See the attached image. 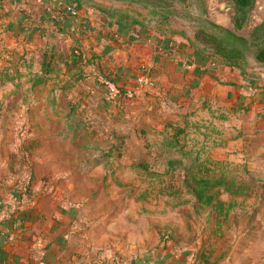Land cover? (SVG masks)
Instances as JSON below:
<instances>
[{
	"label": "crops",
	"instance_id": "crops-1",
	"mask_svg": "<svg viewBox=\"0 0 264 264\" xmlns=\"http://www.w3.org/2000/svg\"><path fill=\"white\" fill-rule=\"evenodd\" d=\"M262 6L256 2L247 23L236 30L231 16L227 20L220 13L221 25L249 37L252 28L264 19ZM60 8L54 0H0V69L9 73L7 80L27 78L32 86L35 76H44V83L33 87L56 81L48 92L53 96V92L65 91L61 88L63 81L59 83L63 74L69 78L76 73L77 80L85 83V89L80 92L70 87L66 95L95 101V92L90 90L99 73L105 71L104 62L109 60L114 66L109 68L114 80L131 85L136 96L140 95V99L129 102L136 118L132 124H125L123 132L128 139L122 135L121 146L142 143L144 139L151 145H166L171 149L181 145L186 148L193 143L195 154H207L210 146L218 149L226 143H237L236 147L226 149L243 153L244 160L263 162L259 170H264V63L228 65L213 54L197 50L179 34L144 32L143 28L120 31L115 22L93 7H81L75 20L59 13ZM82 23L89 28L87 31ZM58 29L73 30V38L58 34ZM58 39H63L64 44H57ZM73 46L83 58L75 64ZM43 52L53 54L54 64L61 66L62 72L55 70L51 79L43 71H27L30 63L43 62ZM94 60L97 65L92 64ZM140 64L149 66L151 76L144 92L141 91L144 83L138 82ZM77 66L84 67V72L80 74ZM70 108L69 104L68 111ZM141 120L145 122L140 125ZM67 125L64 122V128L68 129ZM71 128L78 127L73 124ZM70 132L69 145L75 148V162L79 166L75 174L68 175L66 184L55 180L50 187L43 185L42 177L54 172H43L42 163L54 157L51 151L45 154L43 148L39 149L42 141L35 136L24 142L30 143L32 152L9 150L2 156L0 176L4 172L8 176L9 161L19 157L32 159L36 180L31 189L19 185L15 191L20 193L0 195V264L196 263L193 250L173 244L171 222H160L165 214L161 212H170L176 202H162V210L156 213L151 201L136 200L132 195L121 199L118 168L108 165L115 161L114 155L108 158L104 156L106 150L101 152L93 144H79L76 131ZM49 141L57 143L58 139ZM165 153L160 149L156 158L163 159ZM138 155L140 152L132 158ZM166 172H170L169 167ZM197 205L193 200L191 207ZM158 223L172 227L167 238L157 234V229L162 228Z\"/></svg>",
	"mask_w": 264,
	"mask_h": 264
},
{
	"label": "rangeland",
	"instance_id": "rangeland-1",
	"mask_svg": "<svg viewBox=\"0 0 264 264\" xmlns=\"http://www.w3.org/2000/svg\"><path fill=\"white\" fill-rule=\"evenodd\" d=\"M154 1L156 0H82V3L97 5L109 11H126L149 30L168 35L179 34L195 46L198 42L194 36L195 31L199 27H204L203 22L200 21L203 14L220 26H222V20L219 19L220 13H224L227 20L229 15L231 20L234 15V5L228 0H165L167 7L157 14L150 11ZM256 2L264 6V0H255L253 7ZM257 8H259L258 5ZM247 21L248 19L242 26ZM139 23L134 25V28H139ZM204 29L216 31L210 26ZM80 38L79 33L78 39ZM58 40L60 42L57 44H64L63 39ZM43 53L45 55L43 62L30 63L27 71L34 73L43 71L51 79L55 70L62 72L61 66L54 64L53 54ZM109 55L112 58V53ZM247 63H253L252 49L247 55ZM92 64L97 65L95 60ZM104 64L103 75L110 76L113 72L109 68H114V66L109 63V60H106ZM143 65L146 64L139 66L143 67ZM77 67L80 74L84 72V67ZM100 68L102 69L103 66ZM20 72L22 73L21 70ZM0 74L2 79L5 75L9 76V73L2 69H0ZM72 76L76 77V73ZM72 76L68 78L63 74L59 80V83L63 81L61 88L67 91L70 87H74L83 92L85 89L83 80L79 81L77 77L74 79ZM53 82L52 80L47 81L41 87L31 86L27 78L13 82L9 80L0 82V163L7 151L32 152L30 143L24 142L35 136L42 141L39 149L43 148L45 154L51 151L54 157L52 161L42 163L43 172L44 170L54 172L53 175L48 174L42 177V180H45L43 185L49 184V187L54 185L55 180L60 184H66L68 175L73 174L79 166V162H75V148L69 145L71 132L65 131V121L78 120L80 122L75 135L79 144H93L99 147L101 152L103 150L107 152V148L109 149L112 144H118L117 137L123 135L125 139H128L123 132L126 128L125 124H132L136 118L129 102L140 99V95L136 96L135 91H132L128 93L129 95L123 96L121 100L111 103L107 108H101L97 99L87 102L81 98H70L65 91L61 94L53 92V96L50 95L48 92L50 88L53 89ZM142 83L144 85L141 91L144 92L145 84L151 83V76H147ZM18 89L22 92H16ZM23 91L26 92L25 95ZM126 99H129L128 103ZM69 104L73 108L71 115L67 113ZM144 122L145 120H141L138 123L141 125ZM118 126L121 128L118 129ZM167 131L170 130L167 129ZM51 138L58 139L57 143L49 141ZM147 140H142V143H129L125 147H116L112 151L114 155L112 158L115 161L108 162V165L109 168L112 165L118 168L121 199L132 195L136 200L151 201L156 213L162 210L164 201L170 204L182 202L181 204L175 203L177 206L173 205L170 212L162 211L161 213L165 214L160 222L163 220L171 222L173 244L184 250H193L197 260L194 264H264V198L261 197L264 193V170H259L263 162L257 159L244 160L242 159L243 153L237 150L230 152L226 149L236 147L237 143H226L218 149L213 145L210 146L207 154H195L196 146L193 143L186 148L181 145V147L174 146L175 148L171 149L166 145H151ZM181 144L185 143L181 141ZM160 149L165 150L164 158L172 160L171 163L164 158H156ZM82 152L86 156V152L84 150ZM118 152L120 153L116 156ZM138 152L140 155L132 158V155ZM87 153L90 155V152ZM174 158H181V164L174 161ZM9 163L8 172L10 174L6 176L4 172V175L0 176V182H2L0 195H9L11 192L20 193L17 192L19 185H23L25 190L31 189L32 183L36 180L33 177L32 159L18 157ZM189 163H202L207 168L205 173L209 176L215 175L216 177L220 173L224 174L225 179L232 184L233 188L239 186L242 189L241 194H228L225 190L221 193L220 198L227 202L234 201L226 214L221 213L217 216L215 212H212L208 217L209 206H203L200 203L196 207L198 211L191 207L194 198L185 191V187L180 182L184 173L181 166ZM168 167L170 172H166ZM128 191H131V194ZM158 224L162 228L157 229V234L163 238L172 227L166 228L162 226V223Z\"/></svg>",
	"mask_w": 264,
	"mask_h": 264
},
{
	"label": "trees",
	"instance_id": "trees-1",
	"mask_svg": "<svg viewBox=\"0 0 264 264\" xmlns=\"http://www.w3.org/2000/svg\"><path fill=\"white\" fill-rule=\"evenodd\" d=\"M228 1L232 2L234 5V15L232 16V23L234 25V29L236 30L242 27V25L248 19L249 12L253 8L255 0ZM54 2L58 3L59 6L62 8H60L61 10L59 11V13L63 12V15L65 17L73 20L78 17V13H72L67 8V5L78 10L81 7H93L95 9H98L104 15L108 16L111 21L115 22L117 24V27H120V31H126L129 28L132 29L134 28V25L139 23L137 19L130 16L131 14H128L126 11H109L108 9L102 8L97 5L82 3V0H54ZM166 7L167 6L165 0H156L152 4V8L150 9V11L153 14H157L161 11V9H165ZM200 21L203 22L204 27L210 26L215 28L216 31H207L204 29V27H199L194 34L196 41L198 40V42H200V45H198V42H196L197 46L194 45L197 50L203 53L213 54L220 58L222 62L228 65L243 67L248 64L247 55L252 49L253 62L264 63V19L252 28L249 37H243L241 35H238L235 30L220 26L219 24L207 18L204 14L200 17ZM83 24L84 23H82V28L87 31L89 28L87 27V25ZM139 24L140 25L137 30H140L142 28L145 30L144 32L149 30V28H147L144 24ZM57 33H61L63 35L68 34V36L73 38V30L71 29H67L64 31L58 29ZM75 49H77L75 48V46L71 48V52L73 54L72 63L74 64L83 60L82 53L79 50ZM141 71L142 69H140V72ZM104 72L105 71L99 73L98 79H96V83H94L95 85H93L90 90L91 93L95 92L94 99L98 100L101 108H107L111 103H115L117 100H121L123 96L128 94L125 88V84L127 83L118 84V82L114 80V76L112 75L113 73L109 72L111 74L110 76H104ZM100 77L111 79L119 87V94L117 99L114 100L106 98V96L104 95L103 87L99 82ZM7 78V75H5V77L2 79V76L0 74V82L2 80H7ZM43 80H45L44 76H35L34 82H32V86L35 84L39 85L44 83ZM131 89H133L134 91L133 87ZM72 112L73 108L71 105V108L67 113L71 115ZM65 124L70 125H67L69 128H65V131H74V134L75 131L77 132L80 122L78 120L73 122L65 121ZM73 124L76 125L78 128H71ZM116 140H118V144H112L109 149H107V152H105V157L109 158L113 154V149L116 147L119 148L122 145L124 137L119 136L116 138ZM183 151L186 152L185 150ZM119 153L120 152H118V155ZM173 160L176 161L178 164H181L182 162L181 158H174ZM168 161L170 162L172 160L169 159ZM146 165L147 164H145V166ZM181 170H183L184 172L182 176L183 178L180 180L182 186H184L185 191L194 198L195 203H201L203 206L210 207L208 217L211 215L212 212H215V215L217 216H219V214L221 213L226 214L228 208L234 204L233 200H229L227 202L226 200L220 198V195L224 190L227 191L228 194L243 193L242 189L239 186L233 188L232 184L225 179L224 174L220 173L216 177L215 175L209 176L208 174H206L205 172H207V168L202 163L183 164L181 166ZM202 171H204V173ZM261 197L264 198V193ZM225 205H227L226 208ZM194 210L198 211L196 207L194 208ZM167 235L164 236V238H167Z\"/></svg>",
	"mask_w": 264,
	"mask_h": 264
},
{
	"label": "built area",
	"instance_id": "built-area-1",
	"mask_svg": "<svg viewBox=\"0 0 264 264\" xmlns=\"http://www.w3.org/2000/svg\"><path fill=\"white\" fill-rule=\"evenodd\" d=\"M67 8L72 13H78V9L72 8L71 6H68V5H67ZM141 69L142 71H141V75L139 76L138 82H140V84H143L142 82L144 81V79L150 75V70L147 65H143V67L141 66ZM99 82L101 86L103 87L104 95L106 96V98L114 99V100L118 98L119 87L111 79L100 77ZM125 88H126L127 93H130L133 91V89H131L132 86H130L129 84H125Z\"/></svg>",
	"mask_w": 264,
	"mask_h": 264
}]
</instances>
